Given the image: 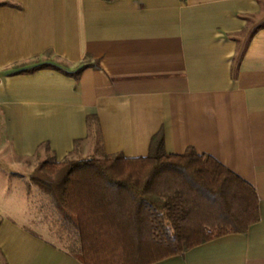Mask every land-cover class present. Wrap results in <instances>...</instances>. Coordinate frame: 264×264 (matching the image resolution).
<instances>
[{
  "label": "crops",
  "instance_id": "1",
  "mask_svg": "<svg viewBox=\"0 0 264 264\" xmlns=\"http://www.w3.org/2000/svg\"><path fill=\"white\" fill-rule=\"evenodd\" d=\"M262 7L264 0H0V199L20 200L18 210L0 211V264H85L76 221L58 206L50 221L31 177L45 162L147 158L161 131L167 155L193 148L253 187L260 220L153 264H264V24L251 30ZM150 183L147 203L178 196L186 223L231 222L186 172L163 168ZM108 185L107 200L128 224L108 237L133 240L119 252L152 253L150 241L172 238L139 197ZM95 230L92 238L104 232Z\"/></svg>",
  "mask_w": 264,
  "mask_h": 264
},
{
  "label": "trees",
  "instance_id": "2",
  "mask_svg": "<svg viewBox=\"0 0 264 264\" xmlns=\"http://www.w3.org/2000/svg\"><path fill=\"white\" fill-rule=\"evenodd\" d=\"M81 72L82 70L76 77ZM130 165L138 166L140 171L136 174L119 173L120 167ZM163 168L186 172L188 178L196 185L202 187L210 196L219 199L232 215L229 225L208 229L202 225L193 226L186 223L188 212L182 211L180 202L177 201L178 196L167 197L162 206L147 203L144 196L151 192L148 189L151 177ZM31 179L54 198L61 213L76 221L85 251L81 260L85 264H153L183 255L192 248L219 237L245 233L251 225L260 220L258 196L253 187L215 158L200 156L193 148L183 155H167L164 151L162 131L152 139L147 158L45 162L37 168ZM108 184L123 186L139 197L142 203H146L143 208L154 217L152 224L156 229L158 226L160 229L165 227V222L170 225L173 234L169 241L162 243L156 239L154 244L152 241L149 243L156 247L157 252H119L122 250V244H129L133 240L128 234L118 237L121 228L128 231V224L118 220L110 201L107 200L105 189ZM98 218L103 220H97ZM94 229H102L104 232L100 237L92 238ZM110 234L118 236L108 237ZM89 250L92 253H89ZM148 250H151V247ZM90 257L93 260L91 262L88 260Z\"/></svg>",
  "mask_w": 264,
  "mask_h": 264
},
{
  "label": "rangeland",
  "instance_id": "3",
  "mask_svg": "<svg viewBox=\"0 0 264 264\" xmlns=\"http://www.w3.org/2000/svg\"><path fill=\"white\" fill-rule=\"evenodd\" d=\"M263 12L255 15L254 18L251 20L252 23V32H254L256 30V27H258V25H263L264 24V7H262ZM32 181V179H31ZM33 182V181H32ZM34 183V182H33ZM34 185L39 188L35 183ZM41 189V188H39ZM41 191H43L46 200L44 203V213L45 215L49 218L50 221H57V217L58 215V209H57V204L54 200V198L49 195L48 193H46L44 190L41 189ZM20 204V200L18 197H14V196H9L5 205V202L3 201V199H0V211H3V209H8L10 212H14V210H18V205ZM223 226H227V223H222Z\"/></svg>",
  "mask_w": 264,
  "mask_h": 264
}]
</instances>
